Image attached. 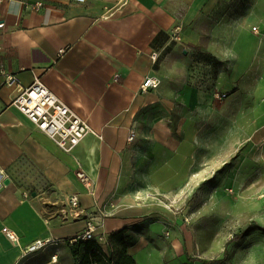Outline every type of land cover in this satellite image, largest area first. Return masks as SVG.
I'll return each mask as SVG.
<instances>
[{
    "label": "crops",
    "instance_id": "obj_1",
    "mask_svg": "<svg viewBox=\"0 0 264 264\" xmlns=\"http://www.w3.org/2000/svg\"><path fill=\"white\" fill-rule=\"evenodd\" d=\"M0 23V264H79L67 238L89 222L105 249L126 227L138 264L155 254L166 264L155 196L199 179L203 118L264 141V0H1ZM204 51L223 63L209 77ZM8 75L22 86L39 76L97 134L63 150L10 105ZM153 76L159 85L142 91ZM75 195L78 217L69 215Z\"/></svg>",
    "mask_w": 264,
    "mask_h": 264
},
{
    "label": "rangeland",
    "instance_id": "obj_2",
    "mask_svg": "<svg viewBox=\"0 0 264 264\" xmlns=\"http://www.w3.org/2000/svg\"><path fill=\"white\" fill-rule=\"evenodd\" d=\"M201 55L203 76L209 77L215 73L213 67L223 65L207 51ZM202 122L197 144L200 177L188 181L173 198L156 194V202L165 210L161 217L164 239L155 240L169 243L166 264H203L190 258H221L225 248L230 255L220 264H264V141L248 140V127L227 126L225 118L212 127L209 117ZM152 227L158 230V222ZM246 227L249 231L241 241L229 243ZM144 242L140 241L141 246ZM155 255L145 264H156Z\"/></svg>",
    "mask_w": 264,
    "mask_h": 264
},
{
    "label": "built area",
    "instance_id": "obj_3",
    "mask_svg": "<svg viewBox=\"0 0 264 264\" xmlns=\"http://www.w3.org/2000/svg\"><path fill=\"white\" fill-rule=\"evenodd\" d=\"M1 1V0H0ZM41 3H38V6ZM0 23V28L3 27ZM256 30V28H254ZM63 50H61L62 52ZM160 80L157 77H147L141 86L142 91H146L150 87H157ZM5 84L15 86L17 94L13 97L10 105L16 106L21 110L32 122V124L50 137L60 148L70 152L73 150L87 135L97 134L90 126L87 119L79 116L67 104L59 99L41 80L39 76H35L34 81L30 86H22L15 75H8ZM136 132L131 129L129 134V141L135 139ZM81 180L85 182L87 188L90 183L85 174H79ZM70 216L78 217L79 211V197L73 196L69 201ZM96 225L89 222L86 229L82 231L74 240L77 239H91L95 237ZM3 231L6 235L18 242L16 233L8 227H4ZM51 238L38 239L28 245L24 253H33L45 247L52 242Z\"/></svg>",
    "mask_w": 264,
    "mask_h": 264
},
{
    "label": "trees",
    "instance_id": "obj_4",
    "mask_svg": "<svg viewBox=\"0 0 264 264\" xmlns=\"http://www.w3.org/2000/svg\"><path fill=\"white\" fill-rule=\"evenodd\" d=\"M126 227L112 232L107 238L106 249L96 238L77 239V236L67 238L72 253L80 259L79 264H138L135 258L128 251V232ZM249 227L236 232L229 243L241 241L248 233ZM230 253L228 248L224 249L221 258L203 259L190 258L193 261H200L203 264L225 263Z\"/></svg>",
    "mask_w": 264,
    "mask_h": 264
},
{
    "label": "water",
    "instance_id": "obj_5",
    "mask_svg": "<svg viewBox=\"0 0 264 264\" xmlns=\"http://www.w3.org/2000/svg\"><path fill=\"white\" fill-rule=\"evenodd\" d=\"M6 183H8L9 182V179H6V181H5Z\"/></svg>",
    "mask_w": 264,
    "mask_h": 264
}]
</instances>
